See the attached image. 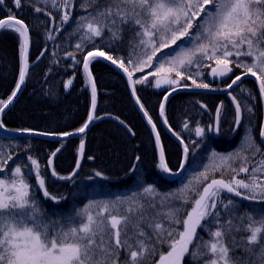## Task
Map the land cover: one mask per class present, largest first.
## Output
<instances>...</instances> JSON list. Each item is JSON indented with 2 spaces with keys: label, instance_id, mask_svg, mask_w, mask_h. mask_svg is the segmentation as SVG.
I'll use <instances>...</instances> for the list:
<instances>
[{
  "label": "snow or ice",
  "instance_id": "snow-or-ice-1",
  "mask_svg": "<svg viewBox=\"0 0 264 264\" xmlns=\"http://www.w3.org/2000/svg\"><path fill=\"white\" fill-rule=\"evenodd\" d=\"M12 2L16 9L28 6L47 18L41 21L47 25L46 39L56 41L61 36L57 48L75 37L73 50L65 51L64 58L71 61L69 67L82 68L91 104L87 119L74 131L19 130L60 138L46 164L31 154L30 146L0 147V264H264V143H258L253 133L256 106L252 102L257 93L244 87L246 78H254L264 103V0ZM5 3L0 0V6ZM9 13L0 18V30L18 34L20 67L11 94L0 99V114L13 104L29 71L30 25L11 9ZM122 50L125 54L118 55ZM101 59L123 74L151 126L155 166L160 172L172 178L181 175L190 153L209 139L208 133L221 131L223 103L206 127L195 121L193 128L187 118L183 121L182 130L197 139L186 140L173 129L166 104L179 89L226 92L234 105L233 131L244 128L247 121L240 145L226 154L211 151L209 164L201 165L203 171L193 173L175 192L161 193L148 183L138 167L141 157L135 156L126 172L135 174L131 177L134 187L127 194L92 198L71 212L47 209V201L59 205L67 200L63 194H53L48 181L75 183L82 161L95 159L85 155L83 134L95 120L103 119L96 111L97 86L91 71V65ZM73 79L65 82V90ZM217 79L223 82L222 88L214 86ZM137 85L163 90L159 119L181 147L175 168ZM113 118L135 135L123 120ZM5 128L0 119V130ZM258 134L264 141V120ZM78 135L75 167L62 175L54 160L66 138ZM95 177L108 178L94 170L88 179ZM241 200L255 201L260 207H242Z\"/></svg>",
  "mask_w": 264,
  "mask_h": 264
},
{
  "label": "trees",
  "instance_id": "trees-1",
  "mask_svg": "<svg viewBox=\"0 0 264 264\" xmlns=\"http://www.w3.org/2000/svg\"><path fill=\"white\" fill-rule=\"evenodd\" d=\"M9 9L18 13L30 25L31 49L29 71L24 89L3 118L5 129L13 131L15 134L7 135L0 131V147H7L11 144L22 149L24 146H30L31 154L38 157L42 164H46L47 157L60 145L61 141L18 136L17 133L25 128L54 133L74 131L79 128L87 119L90 109V87L87 86L82 68L69 67L71 61L64 58L65 51L73 50L75 37L57 48L56 44L61 41V36H57L56 41L46 39L47 25L41 22L47 20L46 17L35 13L28 6L23 7L22 10L16 9L12 0H6L5 5L0 6V18H6L10 14ZM19 43L18 34L10 30L1 31L0 99H7L18 80ZM125 51L122 50L117 54H125ZM41 52H44L43 56H41ZM37 57H39L38 60ZM37 61L39 62L37 63ZM91 71L97 86V114L119 117L132 129L135 135H130L114 122L95 120L84 135L85 155L93 156L95 159L83 161L82 170L74 179L75 183H63L55 179L48 181L49 190L53 194H63L67 200L62 201L59 205L47 201L45 202L47 209L59 208L65 212H71L74 207H83L92 198H114L117 195L127 194L134 187L131 177L135 174L126 175V172L133 164L135 156L141 157L138 167L148 183L153 184L161 193L175 192L183 183H187L188 179L192 178L193 173L203 171L201 165L209 164L211 151L226 154L240 145L241 137L247 128V121L244 123V128L239 129L236 137L231 139L234 109L228 101L227 95L202 92L177 93L169 99L166 114L169 124L173 129L180 131L186 140L197 139L194 134L190 135L186 130H182L181 126L186 118L190 121V127H195V121L206 127L212 123L218 105L223 103L224 107L221 115V131L218 137H215L213 133H208L209 139L201 144L194 154L190 153L187 170L173 181L168 180L155 166L157 151L154 136L137 111L124 76L102 60L94 62L91 65ZM73 77L72 85L65 90V82ZM252 81L253 79H246L244 87L257 93V100L252 102L256 106L252 124L257 142L262 143L258 129L264 117V108L258 97L257 86ZM213 84L216 87H223V83ZM137 88L138 95L149 110L154 122L157 123V130L165 147L166 157L171 162V166L175 168L181 147L166 133L159 119L158 104L162 99L161 92L163 90L143 85H138ZM235 94L241 95L239 92ZM198 101L206 105L207 110L200 108ZM79 142L80 138L66 140L64 143L62 152L54 162V166L60 174L67 175L75 167ZM20 155L24 156L25 154L20 151ZM94 170L103 172L108 178L88 179L89 176H94ZM216 175L219 176V173ZM225 195L230 194L225 193ZM240 203L242 207L249 205L260 207L255 201L241 200Z\"/></svg>",
  "mask_w": 264,
  "mask_h": 264
},
{
  "label": "water",
  "instance_id": "water-1",
  "mask_svg": "<svg viewBox=\"0 0 264 264\" xmlns=\"http://www.w3.org/2000/svg\"><path fill=\"white\" fill-rule=\"evenodd\" d=\"M0 32H1V30H0ZM29 55H30V46H29V52H28V58H29ZM107 62V61H106ZM109 63V62H108ZM111 66H113V65H111ZM114 68H115V66H113ZM210 78V80H211V77H209ZM216 81H221V80H219V79H217ZM23 87H24V85L22 86V89H23ZM130 90V89H129ZM22 91V90H21ZM179 91H181V90H178V91H176L175 93H177V92H179ZM21 93V92H20ZM20 93H18V96L20 95ZM175 93H173V94H175ZM172 94V95H173ZM130 95H131V92H130ZM171 95V96H172ZM17 96V97H18ZM170 96V97H171ZM131 97H132V95H131ZM169 97V98H170ZM17 99V98H16ZM16 99L14 100V102L16 101ZM132 100H133V102L135 103V100H134V98L132 97ZM230 100H231V98H230ZM14 102H13V104H14ZM232 102V101H231ZM12 104V105H13ZM12 105H10V107L12 106ZM135 105H136V107H137V109H138V111H139V107H138V105L135 103ZM234 106V105H233ZM9 107V108H10ZM9 110V109H8ZM8 110H5V113L4 114H0V119H2L3 117H4V115L6 114V112L8 111ZM139 113H140V115L142 116V118L144 119V121L147 123V120H146V118H144V116H143V114H142V112H140L139 111ZM103 117V119H99V120H110V121H113V122H116L117 124H119L120 126H122L120 123H119V121L118 120H116V119H114L113 117L114 116H108V115H106V116H102ZM162 121V120H161ZM147 125H148V123H147ZM90 126H91V124H90ZM90 126H89V128H90ZM149 127H150V129H151V126L150 125H148ZM164 126V125H163ZM123 128H124V126H122ZM164 128H165V130H166V132L171 136V137H173L175 140H176V138L171 134V132H169L168 131V128L166 127V126H164ZM125 129V128H124ZM89 130V129H88ZM88 130H86V132L88 131ZM126 131H127V129H126ZM153 133V132H152ZM131 134V133H130ZM28 135V134H27ZM84 135V134H83ZM132 135V134H131ZM153 135H154V138H155V134L153 133ZM32 136H37V135H32ZM37 137H40V136H37ZM43 137V136H42ZM75 137H79V135L78 136H75ZM68 138H73V137H68ZM57 139H59L60 140V138H57ZM177 141V140H176ZM178 142V141H177ZM179 143V142H178ZM83 162V161H82ZM166 177H168V178H172V177H169L168 175H166V174H164Z\"/></svg>",
  "mask_w": 264,
  "mask_h": 264
},
{
  "label": "rangeland",
  "instance_id": "rangeland-1",
  "mask_svg": "<svg viewBox=\"0 0 264 264\" xmlns=\"http://www.w3.org/2000/svg\"><path fill=\"white\" fill-rule=\"evenodd\" d=\"M37 1L41 2V0H37Z\"/></svg>",
  "mask_w": 264,
  "mask_h": 264
},
{
  "label": "bare ground",
  "instance_id": "bare-ground-1",
  "mask_svg": "<svg viewBox=\"0 0 264 264\" xmlns=\"http://www.w3.org/2000/svg\"><path fill=\"white\" fill-rule=\"evenodd\" d=\"M247 79H249V78H247Z\"/></svg>",
  "mask_w": 264,
  "mask_h": 264
}]
</instances>
